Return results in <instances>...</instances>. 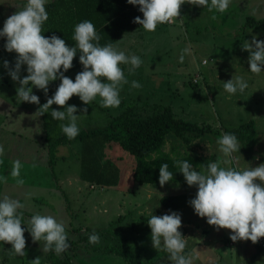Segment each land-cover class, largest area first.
Instances as JSON below:
<instances>
[{"label":"rangeland","instance_id":"rangeland-1","mask_svg":"<svg viewBox=\"0 0 264 264\" xmlns=\"http://www.w3.org/2000/svg\"><path fill=\"white\" fill-rule=\"evenodd\" d=\"M26 3L27 0H0V30L5 20ZM180 13L176 23L157 26L155 32L136 31L119 46L126 55L139 56L142 61L132 73L128 70L130 65H120L128 83L120 91L119 108L101 107L99 97L90 105H84L78 96L70 98L67 106L77 107L78 127L87 129L103 125L119 115L126 104L135 105L139 116H147L154 104L170 103L181 115L218 129H222V125L236 128L254 120L259 135L252 157L236 152L227 166L243 170L264 164V70L258 75L251 73L250 53L242 48L253 37L264 40V28L244 27L249 16L264 18V0H230L225 13L209 12L207 8L185 3ZM16 57L15 52L6 50L0 54V145L4 147V154L0 156V177L7 178L6 183L0 180V199L4 196L18 199L28 211L63 221L70 247L61 256H70L73 264H128L116 254L94 251L95 244L88 243L92 233L100 236V243L119 244L128 240L140 251L142 264H149L150 259H156L159 264H173L163 246L159 250L153 247L147 221L152 215L171 213L167 209L163 211L165 208L160 202L163 195L184 192L196 195L197 186L189 187L173 180L163 187L159 183L135 182V157L118 142L108 143L105 148V158L113 160L121 170L119 184L115 186L92 184L82 178L79 159L83 146L80 142L57 147L55 175L52 174L49 137L56 135L38 111L37 104L21 102L17 97L19 83L8 75ZM5 60L9 62L8 68L4 67ZM26 68L22 65L21 78L27 75ZM81 71L83 69L71 74L73 82ZM237 76L247 82L248 88L242 94L239 91L234 95L227 93L224 83ZM132 81L139 82L141 87L133 88ZM41 91L32 87L33 94L38 97ZM45 101L42 98L41 106ZM83 107H87V113H81ZM220 136L198 139L192 149L169 136L166 149L179 143L187 153L211 152L217 159H223L217 144ZM16 160L22 164L23 185H18L11 177ZM192 210L186 207L174 212L182 216V226L178 230L187 241L184 254H189L193 248L199 251V259L194 264H264V252L253 258L257 250L250 240H238L236 245H231V230H217L206 218L191 214ZM188 216H193L192 223L185 226L184 218ZM42 248L43 242H33L29 237L26 255L20 257L12 254L11 244L0 242V264H31L37 257H40V264H49Z\"/></svg>","mask_w":264,"mask_h":264},{"label":"clouds","instance_id":"clouds-1","mask_svg":"<svg viewBox=\"0 0 264 264\" xmlns=\"http://www.w3.org/2000/svg\"><path fill=\"white\" fill-rule=\"evenodd\" d=\"M47 0H27L26 5L16 11L5 22L0 30V37H6L4 48L7 52L17 54L13 68L8 75L14 82L19 83L17 97L21 102L40 104V99L33 94L32 87L43 90L47 96L50 82L60 80L54 95L47 98L46 103L40 106L41 115L48 113L52 105L64 108L63 111L51 110V118L61 123L59 127L69 140L75 139L80 129L79 115L75 105L67 106L73 96H78L84 105L100 98V105L104 108H119L121 104L120 91L128 83L120 65H130L129 73L134 72L142 61L139 56L126 53L109 43L100 46L101 36L97 33L91 21L78 23L74 29L72 39L74 47H69L64 39L52 35L45 37L42 26L48 20L46 11ZM128 4L138 5L143 14L135 17L133 23L139 24L146 32H155L158 24H174L180 17L181 6L185 3L207 8L209 12H227L230 0H127ZM215 19V15L212 17ZM243 50L250 53L248 57L249 70L253 74H260L264 70V40L255 37L246 41ZM185 51H188L187 49ZM80 53L79 62L83 71L75 76V81L64 75L73 67V59ZM183 55L180 61L183 62ZM207 61H205L206 63ZM4 67L9 62L4 61ZM26 65L27 75L21 78V67ZM63 69V71H61ZM106 81V82H105ZM31 84L32 87H29ZM133 88H140L137 81H132ZM224 90L229 94H242L248 84L242 77H233L224 83ZM87 113V107L80 109ZM219 127V124H217ZM219 151L223 159L207 164L203 170H195L187 161H175L176 166L185 178L189 187L197 186L196 197L189 201L196 215L206 218L210 226L219 229L231 230L230 239L250 240L253 244L264 237V164L255 168L238 170L228 167L234 159L233 154L239 152L240 144L235 134L222 133L217 139ZM4 154V147L0 145V156ZM22 164L19 160L13 162L11 177L18 185L25 183L20 177ZM173 179V172L169 171L167 163L159 167V184L163 187ZM0 180L7 182L6 177ZM259 181V182H258ZM25 205L18 199L4 196L0 199V242L12 245V254L23 257L26 255L27 231L30 232L33 242H43L42 251H54L59 256L66 252L70 245L66 225L50 215L33 214L25 221L21 210ZM151 229L152 245L155 249L166 251L168 259L173 264H194L199 259V251L193 248L185 255L186 239L178 230L182 226L181 215L176 212L162 216L152 215L147 221ZM100 236L92 233L88 236L89 244H99ZM231 244V243H230ZM31 264H40L37 257Z\"/></svg>","mask_w":264,"mask_h":264},{"label":"trees","instance_id":"trees-1","mask_svg":"<svg viewBox=\"0 0 264 264\" xmlns=\"http://www.w3.org/2000/svg\"><path fill=\"white\" fill-rule=\"evenodd\" d=\"M48 20L42 26V34L47 38L53 34L64 39L69 47L75 46L72 39L75 26L85 20L91 21L97 33L101 36L100 46L109 43L115 44L121 37L136 28L142 26L133 23L135 17L143 14L139 11L138 5L128 4L127 0H53L46 2ZM167 24H158L165 26ZM264 28V18L256 19L247 17L244 27ZM6 37L0 39V54L5 50ZM80 53L77 52L73 59V67L64 73L70 78L71 72L82 67L79 62ZM63 71V69H61ZM61 81L50 82L47 96L43 90L39 96L41 106L42 98H50L54 95ZM196 84V83H194ZM45 101V103H46ZM124 102V101H123ZM60 110L57 105H52L48 113H44V119L52 133L49 137V164L54 174L56 165V150L59 145L73 144L80 142L83 146L80 157L81 175L86 181L102 186H115L119 184L121 170L111 159L105 158V148L108 143L118 142L121 147L135 157V167L133 180L140 184L159 183V167L167 163L169 171L173 172V181L182 182L187 185L184 176L176 166L175 161L187 160L192 167L199 171L206 168L210 162L217 160V155L210 156L203 154H177L173 155L166 150V142L169 136L175 140H181L184 145H190L194 140L211 135H221L222 133L235 134L240 144L239 153L252 157L255 146L258 142V130L256 122L250 120L242 123L236 128L222 125V129L214 128L207 123H198L178 116L174 111L173 104L156 103L153 111L147 116H139L135 112V105H127L117 116L111 118L103 125L91 128H79V135L69 140L64 133H60L61 128L58 120L51 118V110ZM55 175V174H54ZM64 197L67 199L65 193ZM196 195L185 192L180 194L163 195L160 198L161 204L170 212H174L183 207H189V201ZM25 221L35 214L26 209L21 210ZM22 228H25V240L31 237L27 231V224L22 221ZM71 244H76L71 241ZM257 252L253 255L256 258L264 252V247L254 244ZM94 251L112 253L122 257L128 264H142L141 253L128 240L125 243H99L93 245ZM49 264H73L70 256H57L54 251L45 253ZM149 264H159L156 259H150Z\"/></svg>","mask_w":264,"mask_h":264},{"label":"crops","instance_id":"crops-1","mask_svg":"<svg viewBox=\"0 0 264 264\" xmlns=\"http://www.w3.org/2000/svg\"><path fill=\"white\" fill-rule=\"evenodd\" d=\"M141 29H143V27H141V28H136V29H134V30H131V31H129V32H127V33H125L123 36H122V42L121 43H119V41H117L115 44H114V46H120L121 44H124L127 40H129V38H131V34H133V33H135L136 31H139V30H141ZM161 29V27L158 29V30H160ZM119 43V44H118ZM81 69H83V66L82 67H80V68H78V69H76V70H74L73 72H71V74L72 73H74V72H76V71H80ZM71 74H70V78H71ZM174 111L178 114V116L179 117H181V118H184V119H187V120H191V121H195V120H192V119H189V118H187V117H185V115H181L180 113H178L177 112V110H176V106L174 105ZM183 114H186L185 112L183 113ZM169 138V137H168ZM203 138V137H202ZM198 139H201V138H198ZM198 139H196V140H198ZM196 140H194L190 145H187L188 146V148L189 149H192V148H194V145H196L197 144V142H196ZM167 142H168V140H167ZM166 142V143H167ZM185 148L184 147H182V146H180V144L179 143H173V145H172V147L170 148V150H168V152H171V154H173V155H177V154H179V153H184V154H186L187 152V150H184ZM167 150V149H166ZM178 150H180L181 152H177ZM186 153H185V152ZM191 154H203V155H207V156H210L211 155V152H210V154H206V153H203V152H200V151H198L197 153H191ZM183 155V154H182ZM185 193V192H184ZM189 193V192H188ZM192 194V193H191ZM183 208H186V207H183ZM189 208H191V206H189ZM182 209V208H181ZM163 211H165L166 212V209H163ZM194 211V209L192 210V212H191V214H194L195 212H193ZM182 217V216H181ZM190 216H188V217H186V218H184L186 221H184V222H186V223H184L183 225H190L192 222H191V220L190 219H192V217H190ZM182 219V218H181ZM231 240V239H230ZM240 243H243V242H240ZM237 244V242L234 244V245H236ZM232 245V244H231Z\"/></svg>","mask_w":264,"mask_h":264},{"label":"built area","instance_id":"built-area-1","mask_svg":"<svg viewBox=\"0 0 264 264\" xmlns=\"http://www.w3.org/2000/svg\"><path fill=\"white\" fill-rule=\"evenodd\" d=\"M197 80H198V79H196V81H197ZM236 242H237V241H236ZM236 242H233L232 240H230V243H231L232 245H234ZM257 244L260 245V246H262V247H264V237L260 238L259 241L257 242Z\"/></svg>","mask_w":264,"mask_h":264}]
</instances>
